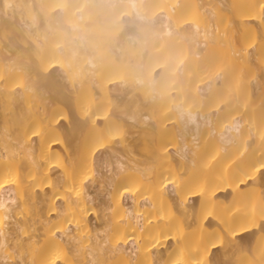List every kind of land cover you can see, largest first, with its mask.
I'll list each match as a JSON object with an SVG mask.
<instances>
[{
	"label": "snow or ice",
	"instance_id": "1",
	"mask_svg": "<svg viewBox=\"0 0 264 264\" xmlns=\"http://www.w3.org/2000/svg\"><path fill=\"white\" fill-rule=\"evenodd\" d=\"M253 47H255V45H253ZM117 135H119L117 133ZM261 168H264V162H261L260 165ZM259 170V169H257ZM125 190H127V188H125ZM59 261V251L57 250L54 254V256L47 262V264H58ZM175 264H179V261H176Z\"/></svg>",
	"mask_w": 264,
	"mask_h": 264
}]
</instances>
